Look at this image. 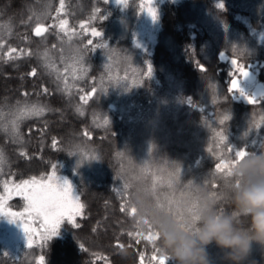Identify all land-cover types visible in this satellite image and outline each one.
Wrapping results in <instances>:
<instances>
[{"label":"trees","instance_id":"16d2710c","mask_svg":"<svg viewBox=\"0 0 264 264\" xmlns=\"http://www.w3.org/2000/svg\"><path fill=\"white\" fill-rule=\"evenodd\" d=\"M7 1L0 2V196L5 185L69 172L75 156L86 169L69 172L84 206L77 226L65 218L47 242L18 249L2 242L0 228V264H38L41 255L44 264H140L141 256L143 264H157L151 257L163 255L154 250L160 240L144 239L150 230L137 220L155 211L185 222L192 204L199 207L198 189L218 190L215 210L246 223L229 200L233 178L216 164L230 149L264 151V97L253 94L249 103V91L237 93L230 80L239 68L254 67L264 86V0H157L149 50L128 42L141 0H64L63 9L60 0ZM37 24L47 33L37 37ZM74 48L85 72L78 79L59 74L75 59ZM105 50L121 62L123 77L112 76L121 81L104 95L112 78L101 64ZM32 107L44 111L20 115ZM23 201L12 196L5 207L20 211ZM207 256L209 264H233L214 242ZM241 264H264V244L253 241Z\"/></svg>","mask_w":264,"mask_h":264},{"label":"clouds","instance_id":"9594fccd","mask_svg":"<svg viewBox=\"0 0 264 264\" xmlns=\"http://www.w3.org/2000/svg\"><path fill=\"white\" fill-rule=\"evenodd\" d=\"M233 187L229 200L242 214L246 223L238 224L233 213H218L216 199L203 189H198L199 207L194 230L184 227L171 215L149 212L142 197L136 204L142 212H149L148 220L160 237L163 255L170 256L176 264H209L207 246L213 242L227 253L233 264H241L253 241L264 244V151L250 153L232 169ZM238 185V186H237ZM191 213V210L188 209ZM185 220V224H189ZM143 217L136 222L143 227Z\"/></svg>","mask_w":264,"mask_h":264},{"label":"snow or ice","instance_id":"6c2138e0","mask_svg":"<svg viewBox=\"0 0 264 264\" xmlns=\"http://www.w3.org/2000/svg\"><path fill=\"white\" fill-rule=\"evenodd\" d=\"M64 0H60L61 9H63ZM223 7V5H221ZM153 18L154 15H153ZM67 24L66 21H64L61 24V28L63 29L65 25ZM47 29L44 26L38 25L34 29V33L37 37H40L43 35L44 32H46ZM93 35L99 36V32H93ZM89 45H91L93 42L90 40ZM16 49H10L8 52L9 58L12 57V54L15 53ZM235 63V61H233ZM149 72H151V67L149 66ZM203 70V69H202ZM32 75H35V72L31 73ZM248 74L245 72L244 76H247ZM232 88L236 89L238 91H241V94H243L242 90L239 88L238 82L233 81ZM95 89L92 90L90 95L95 94ZM82 100H84V97H81ZM86 102V101H85ZM249 103H254L255 99H249ZM44 111L43 108H36L32 107L31 109H22L20 115L21 116H30V115H41ZM227 119V117H226ZM13 132H16L18 130V126L16 125L15 121H13ZM87 135V133H85ZM223 139V137H221ZM232 154L229 156L227 160H222L220 163L216 164V170L217 172L225 177V178H232V169L233 167L243 160L246 156H248L250 153L246 150H229ZM95 159V157H93ZM54 175V173H53ZM169 187H172L175 184L174 178H169L168 180ZM238 186V185H237ZM125 189L129 187V185H124ZM213 189H216V185H212ZM228 190L230 192L231 188L233 187L232 183H228L227 185ZM12 191H16L18 194H20L23 199L26 201V206L24 207L23 212H14L10 208L5 209V201L7 197L0 196V215L7 216L11 222H19L20 225L23 228V231L26 235L27 239V245L28 247H32L35 239L38 237L44 242H47L50 240L53 236L57 235V229L59 228L61 222L67 218V220L73 224V226L76 225V217L82 214L83 211V205L79 203V200L76 196L72 193V186L68 181H64L61 183L60 181L58 183H53V177L49 176L47 180L44 179H37L33 177L31 180H24L20 184L14 185L13 188H9L7 185H5V192L8 196H11ZM212 195L216 200H220L223 198L222 194L219 193L218 190L213 191ZM171 204L172 201H169ZM191 216L188 219L190 221L189 224H185V222H179L182 226L188 228L189 230H194L195 225L197 223V210L196 204L193 203L191 208ZM126 209L125 207H121V212H124ZM137 208L133 206L131 208V213H136ZM25 214L28 215L31 219V223H36L37 220L40 223V227L33 229L29 224L23 223L20 220L17 219V217L25 216ZM145 223L148 225V228L150 230L149 235L145 236L144 239H147L149 241H158L160 240L158 232L155 233V235L151 234L152 224L149 221H145ZM31 234V236H30ZM128 235H132L131 232L128 233ZM137 237L140 236V233L137 232ZM120 247V245H117ZM157 253L161 251L160 248L154 249ZM143 256L140 257V264H143ZM152 261H156L157 264H168V261L171 259L170 256L166 255H153L151 257ZM44 256L39 257L38 264H44Z\"/></svg>","mask_w":264,"mask_h":264},{"label":"rangeland","instance_id":"374dc122","mask_svg":"<svg viewBox=\"0 0 264 264\" xmlns=\"http://www.w3.org/2000/svg\"><path fill=\"white\" fill-rule=\"evenodd\" d=\"M3 1H5V3L8 2L7 0H0V2H3ZM11 1H12V3H14L13 1H17V0H11ZM18 1H20V0H18ZM122 1L123 0H107V2H111V3H115V4H121ZM140 2H141V17H140L141 20L134 29H131L129 31L130 36L128 37V42L129 43L131 42V44H133L134 47H140L144 50H149L153 47V44L155 41L154 30H155V28H157L156 21H155V18H153V15H154V17H156V8L155 7H156V5L158 6V4L161 1L141 0ZM18 3H20V2H18ZM139 9H140V5H139ZM38 25L45 27L44 24H37L35 27H37ZM35 27H33L32 32H34ZM151 27H155L154 30H152ZM47 31L44 32V34L47 33ZM4 47H6V45H4ZM104 56H105V57H103L104 61L101 62L102 66L104 67V71L110 73V78L112 76H114L116 79L121 78V80H122L123 76H122L121 70L119 68V66L121 65V62L117 61L114 56H111V53H109L108 50H105ZM71 57H74L75 59L69 60L67 62V64H64L63 66H61L59 68V74L64 75V76L71 75V77H75V79H78L79 77L82 78L84 76L85 72L82 68V64H80V62H79L81 57L78 55V51L75 50V48H74V53L71 54ZM110 60H113V62H115V63L109 62ZM254 65H256V64L254 63L253 66ZM132 67L133 66H131L129 70H126L123 72L131 73L133 71V68H134V67L133 68ZM242 69L243 68H239L238 71H240V73L238 75L231 77L230 80H232V81L236 80L238 82L239 88L242 91H245V90L249 91V96L251 98H253L254 86L256 83H260V82L258 81L257 78L255 80L256 83L252 82V84H250V83L242 82L241 81V74L244 70H248V69H243V70ZM249 70H251L254 73L256 71V68L250 67ZM66 72H70V73H66ZM114 77L111 78L110 82L108 83L107 87L105 88V90L103 92L104 95L107 94L108 92L110 94L111 89L116 85V83L121 81V80H114ZM102 81H103V83L107 82L104 78L102 79ZM262 85H263V83H262ZM235 91L237 93L241 92V91H238L236 89H235ZM242 96L245 97L247 95L244 94ZM262 96L264 97V86H262ZM71 161H72V164H71L72 168L69 172H77V171H81V170L86 169L85 168L86 166L83 163V158L81 156H75ZM69 172H63L60 174L54 173V175L51 173L50 176L53 177V183L54 184L58 183L59 181L61 183H63L65 180L68 181L72 186L73 195L76 196L75 191H74V185L75 184H74L73 175ZM48 177H49V175L47 176V178ZM47 178L44 180H47ZM9 188L10 189L13 188V185H10ZM12 196L22 197L16 191H12L11 196H8L6 192L4 194V197H7L6 201ZM23 203H24V206H23L22 210L14 211V212H23L24 207L26 206V201L24 200ZM5 209L7 210L8 208L5 207ZM17 219L23 223L29 224L33 229L40 227L39 221L37 220L36 223H31V219H33V218H29L27 214H25V216H22V217H17ZM0 228H3L5 231V233L3 232V235L1 236V238L3 240L2 242L5 241L7 247H9L11 249H14V248L18 249L20 247V245L28 246L26 235L23 231L22 226L20 225V223L18 221L17 222H11L7 216L0 215ZM30 236H31V234H30ZM37 240H39L38 237L35 239V241H37Z\"/></svg>","mask_w":264,"mask_h":264},{"label":"water","instance_id":"95a60500","mask_svg":"<svg viewBox=\"0 0 264 264\" xmlns=\"http://www.w3.org/2000/svg\"><path fill=\"white\" fill-rule=\"evenodd\" d=\"M245 72L248 74L247 76H244V73H245ZM245 72H243V75H242L241 80H242V81H247V82H252V81L255 79L254 74H253L251 71H249V70H247V71H245ZM234 81H236V80H234ZM232 83H233V82H232ZM260 88H261V85L258 83V84L255 86V95H258V94H259V92H260Z\"/></svg>","mask_w":264,"mask_h":264},{"label":"flooded vegetation","instance_id":"af4514ba","mask_svg":"<svg viewBox=\"0 0 264 264\" xmlns=\"http://www.w3.org/2000/svg\"><path fill=\"white\" fill-rule=\"evenodd\" d=\"M253 83H256V81H254ZM250 84H252V83H250ZM255 87V86H254ZM262 93V89L260 90V92H259V94L258 95H260Z\"/></svg>","mask_w":264,"mask_h":264}]
</instances>
